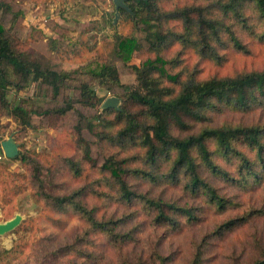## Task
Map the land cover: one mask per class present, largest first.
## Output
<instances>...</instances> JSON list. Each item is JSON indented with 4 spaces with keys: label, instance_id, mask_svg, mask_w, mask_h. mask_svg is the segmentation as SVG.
I'll list each match as a JSON object with an SVG mask.
<instances>
[{
    "label": "rangeland",
    "instance_id": "obj_1",
    "mask_svg": "<svg viewBox=\"0 0 264 264\" xmlns=\"http://www.w3.org/2000/svg\"><path fill=\"white\" fill-rule=\"evenodd\" d=\"M158 4L163 10L191 6L192 11H201L202 15L192 17V12L189 17L193 32L188 37L198 47L177 37L186 31L178 14L168 20L160 18L162 26L159 19L152 21L169 35L159 49H153L140 25L124 12L118 10L114 21L112 0H0V23L14 49L42 67L69 74L55 94L33 73L23 82L11 66L4 68L10 83L3 93L0 89V222L15 214L21 215V221L0 234V264H195L199 251L196 264H253L264 257V177L241 173L238 159L215 153V162L229 176L211 175L200 168L226 200L223 206L200 192H190L185 177L153 180L142 173H129L126 180L144 199L123 200L117 182L102 167L108 157L124 168L152 174L165 172L170 165L166 160L149 164L145 147L118 141L120 122L115 111L102 107L107 97L116 96L119 109L115 110L139 112L144 108L126 105L125 94L127 88L137 85L132 67L146 58L162 57L167 72L177 75L172 81L152 72L171 95L191 75L204 80L264 68V18L257 11L242 9L239 19L223 14L212 0H163ZM200 19L213 25L204 30L207 48L215 55L199 50L203 46L197 26ZM124 36L137 39L131 55L117 53V42ZM127 45L132 47L133 42L129 40ZM107 63L116 67L121 85H100L88 72ZM82 82L95 90L93 108L76 102L81 99L77 87ZM66 99L74 101L73 108L63 114L56 112ZM15 106L26 109V117L17 116ZM207 116L204 122L187 120L185 129L172 125L170 131L178 136L204 125L264 124V101L240 108L222 106ZM138 117L147 121L146 114ZM9 136L24 160L4 155L1 141ZM208 145L215 151L212 141ZM86 146L91 160L84 154ZM237 147L262 165L264 154L258 157L255 149L242 142ZM260 172L264 176V166ZM43 191L55 196L79 192L75 201L94 219L107 223L104 227L112 228L113 234L91 227L72 205H51ZM151 201L166 203L163 209L174 223L157 222ZM167 203L188 207L195 212L194 219L172 213ZM227 221L232 225L223 228Z\"/></svg>",
    "mask_w": 264,
    "mask_h": 264
},
{
    "label": "trees",
    "instance_id": "obj_2",
    "mask_svg": "<svg viewBox=\"0 0 264 264\" xmlns=\"http://www.w3.org/2000/svg\"><path fill=\"white\" fill-rule=\"evenodd\" d=\"M159 1L163 0H127L126 4L129 11L125 8H119V11L124 12L132 20H135V23L140 25V30L144 32L145 39L153 49H159L169 35L162 33L158 29V26H154L152 21L159 19L158 24L162 26L160 18L164 16L168 20L178 14L184 20V29L186 31L177 37L186 38L184 41H190L197 46L196 42L192 39L190 40L188 37L193 32L192 18L189 17L192 15V12L195 13L192 17L196 14L202 15L201 11L199 9L192 11L191 9L194 8L191 6L188 8H176L175 10H163L158 4ZM212 1L216 3L223 14L230 13L240 19L242 9L252 8L264 18V0ZM197 26L203 36V46L199 50L205 55H215L212 49L209 50L207 48L208 43L204 30V26L213 28V25L206 19H200L197 22ZM233 39L235 38L233 37ZM129 40L133 42L132 47L127 45V41ZM235 44L239 45L236 39ZM136 46H138V42L135 37H121L117 42V53L122 55L121 53L124 51L131 55ZM165 64L166 60L157 55L153 59L146 58L140 66L132 67L137 74L138 81L135 87L127 88L125 94L126 105H141L144 107L141 111L130 112L127 108L115 110L113 107L104 108L103 110L115 111L116 118L120 122V129L115 136L118 141L129 142L132 146L140 145L145 147L146 160L149 164L156 165L159 161L166 160L170 162L169 167L165 172L152 174L146 170H144L146 172H143L135 168H124L122 165L117 164L113 157H108L102 167L117 182L119 191H121V199L123 200H128L132 197L144 199V196L140 197V193L131 189L126 180V175L129 173L131 175L142 173L145 177H150L153 180L159 177H168V179L178 181L180 176L185 177L187 180L185 187L190 192H200L199 194L207 196L211 202L223 206L226 200L202 174L200 168H205L211 175L229 176V172L215 162L214 156L217 153L225 159H238V167L244 175L264 177L260 172V169L264 166V161H262V165L258 166L237 147V144L242 142L255 149L257 156L262 158L264 154V124L204 125L200 130L178 136L170 131V126L174 125L185 129L189 125L187 120L204 122L208 119V113L222 106L240 108L247 107L254 101H258V103L264 101V68L242 72L231 77H211L204 80H199L194 75H191L180 82L179 89L175 94L171 95L165 87L160 85L158 77L152 75L153 73H159L172 81H176L177 75L168 73ZM7 65L12 67L13 71L19 75L23 82H27L29 75L33 73L35 78L49 84L55 94L59 93L62 83H64L69 75L65 71H56L42 67L37 62L30 61L24 53L16 51L12 45V41L5 35L4 27L0 23V89L2 93L6 85L10 83L6 80L4 73V68ZM88 72L100 85H107L109 87L114 84L121 85L114 64L98 65L95 69L88 70ZM77 88L79 90V98L81 99H77L76 102L93 108L95 105L91 101V98H95V90L86 82L80 83ZM63 104V106L55 108V111L60 114L65 113L73 108L74 101L66 99L63 101ZM13 111L17 116L22 118L26 117L28 113L21 106H15ZM142 114H146L147 121L138 117ZM27 123L29 122L27 121ZM111 137L109 136V138ZM83 140L82 138L81 142ZM209 141L214 143L215 151L209 149ZM125 144L127 145V143ZM84 154L91 160L88 146H86ZM19 158L21 160L25 159L20 152H18L16 157L11 159ZM43 194L51 205L53 204L59 208L72 205L77 212L79 211L86 218L91 227L110 235L113 234L112 228H109V226L104 227L107 223L94 219V216L84 209V205L75 201L79 192L69 196H55V193L50 192H44ZM151 204L157 210V222L173 221L174 223L170 214L163 209L166 203L151 201ZM167 204H169L167 207L172 213L185 216L187 219H194L195 212L191 211L188 207L172 203ZM228 225H232V221L225 222L222 224V227L226 228ZM199 257L200 251L195 256V264ZM253 264H264V257L256 260Z\"/></svg>",
    "mask_w": 264,
    "mask_h": 264
},
{
    "label": "water",
    "instance_id": "obj_3",
    "mask_svg": "<svg viewBox=\"0 0 264 264\" xmlns=\"http://www.w3.org/2000/svg\"><path fill=\"white\" fill-rule=\"evenodd\" d=\"M112 2L115 8V18H114L115 21L116 16L118 15L119 8H125L128 11L129 8L126 4V0H112ZM118 101L119 99L116 96L107 97L102 103V107L103 108L113 107L119 109ZM1 147L4 152V155L7 158H14L18 154V145L12 136H9L5 140H2ZM20 221H21V215L15 214L12 218L4 222H0V234H4L8 231H11L20 223Z\"/></svg>",
    "mask_w": 264,
    "mask_h": 264
}]
</instances>
